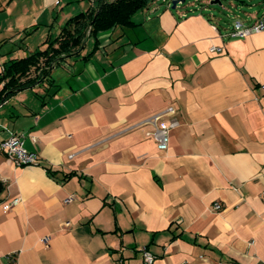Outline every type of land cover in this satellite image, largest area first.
Instances as JSON below:
<instances>
[{
  "label": "crops",
  "instance_id": "obj_1",
  "mask_svg": "<svg viewBox=\"0 0 264 264\" xmlns=\"http://www.w3.org/2000/svg\"><path fill=\"white\" fill-rule=\"evenodd\" d=\"M75 1L0 0V72ZM248 1L224 27L204 3L152 0L0 104V141L22 133L39 157L0 150V203L21 197L0 205V264H142L144 247L153 264H264V31L227 35L264 12ZM169 105L180 124L161 151L146 119Z\"/></svg>",
  "mask_w": 264,
  "mask_h": 264
},
{
  "label": "trees",
  "instance_id": "obj_2",
  "mask_svg": "<svg viewBox=\"0 0 264 264\" xmlns=\"http://www.w3.org/2000/svg\"><path fill=\"white\" fill-rule=\"evenodd\" d=\"M151 2L95 0V5L70 16L55 37H47L42 43L43 48L39 47L26 56L4 62L0 72V104L18 91L44 81L58 61L65 56L78 54L88 37L97 38L101 31L134 25L133 15L148 7ZM47 171L52 176L56 174L50 167ZM73 174L67 173L64 177Z\"/></svg>",
  "mask_w": 264,
  "mask_h": 264
},
{
  "label": "built area",
  "instance_id": "obj_3",
  "mask_svg": "<svg viewBox=\"0 0 264 264\" xmlns=\"http://www.w3.org/2000/svg\"><path fill=\"white\" fill-rule=\"evenodd\" d=\"M170 4V2H169ZM264 31V12L261 13L253 23L245 25L240 20H236L233 26L228 30L227 35L246 37L254 32ZM211 52L222 53L223 47L212 46ZM147 123L154 126L152 135L156 140L157 147L161 151H165L169 148L171 133L176 129L180 120L177 117V110L173 105L167 106L165 109L152 114L146 119ZM9 135L0 141V150L7 156V158L14 164L19 166L35 165L39 163L38 155L26 148L24 144L23 134L13 130H8ZM73 195L67 197L65 201H70ZM21 197H14L6 202H1L5 210H9L18 203H20ZM213 209L221 210L222 204L220 202H214ZM67 224H69L67 222ZM45 245L49 244V236L42 238ZM142 264H153L156 260V255L150 251L147 247L141 250ZM9 261L14 263V255L8 256Z\"/></svg>",
  "mask_w": 264,
  "mask_h": 264
},
{
  "label": "rangeland",
  "instance_id": "obj_4",
  "mask_svg": "<svg viewBox=\"0 0 264 264\" xmlns=\"http://www.w3.org/2000/svg\"><path fill=\"white\" fill-rule=\"evenodd\" d=\"M211 0H185L184 2H179L176 5V8L174 10H186L191 9L195 5H200L204 3L205 9L204 13L211 15L216 23L220 24L221 26L227 27L228 23H231L230 17L237 15L238 13H241V10H249L248 5H245L242 9H239V6L242 4V0H221L222 4H215L212 5L210 3ZM157 5L163 6L167 2H170V5L172 7L173 0H155ZM247 2H249L247 0ZM253 9L256 11H262L264 9V0H252ZM74 5L76 7L74 14L83 11V9L87 8L89 6V0H79L75 1ZM93 5H95V0H93ZM35 32V31H34ZM33 32V33H34ZM32 39L30 38L29 41H26L27 44H24L23 47L28 48V45H30L31 48H28L30 51L36 50V48L42 44L46 38L44 35L43 37H40V34L35 35L32 34ZM6 50L5 48L3 49ZM1 64V63H0ZM1 86V85H0Z\"/></svg>",
  "mask_w": 264,
  "mask_h": 264
},
{
  "label": "water",
  "instance_id": "obj_5",
  "mask_svg": "<svg viewBox=\"0 0 264 264\" xmlns=\"http://www.w3.org/2000/svg\"><path fill=\"white\" fill-rule=\"evenodd\" d=\"M185 0H173V2H172V8L174 9V8H176V5H177V3H179V2H184ZM210 3L212 4V5H215V4H219V5H221L222 4V1L221 0H211L210 1ZM2 190V183L0 182V191Z\"/></svg>",
  "mask_w": 264,
  "mask_h": 264
}]
</instances>
